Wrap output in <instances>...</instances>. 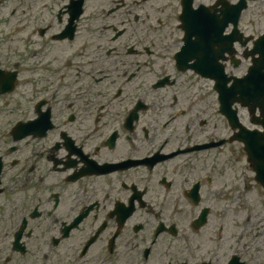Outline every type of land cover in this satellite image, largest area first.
<instances>
[{"label": "flooded vegetation", "instance_id": "flooded-vegetation-1", "mask_svg": "<svg viewBox=\"0 0 264 264\" xmlns=\"http://www.w3.org/2000/svg\"><path fill=\"white\" fill-rule=\"evenodd\" d=\"M261 23L264 0H0V264H264V187L196 69L244 72Z\"/></svg>", "mask_w": 264, "mask_h": 264}, {"label": "water", "instance_id": "water-1", "mask_svg": "<svg viewBox=\"0 0 264 264\" xmlns=\"http://www.w3.org/2000/svg\"><path fill=\"white\" fill-rule=\"evenodd\" d=\"M263 61L264 57L256 62V65H260L259 67H253L245 78L236 79L232 86L229 87L227 85L230 80V78H227L226 84L223 81L217 86V89L226 97L228 104H232L233 96H238L241 93V102L249 105L253 109L259 106L263 119L259 118L258 121L264 126V65H261ZM261 67H263V70ZM240 136L243 137L242 139L247 145L250 158L255 166L263 170L261 175L264 179V132H243Z\"/></svg>", "mask_w": 264, "mask_h": 264}, {"label": "rangeland", "instance_id": "rangeland-1", "mask_svg": "<svg viewBox=\"0 0 264 264\" xmlns=\"http://www.w3.org/2000/svg\"><path fill=\"white\" fill-rule=\"evenodd\" d=\"M261 26H264V23H261Z\"/></svg>", "mask_w": 264, "mask_h": 264}]
</instances>
